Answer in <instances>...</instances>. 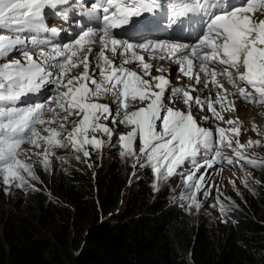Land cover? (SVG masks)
<instances>
[{"label":"snow or ice","instance_id":"obj_1","mask_svg":"<svg viewBox=\"0 0 264 264\" xmlns=\"http://www.w3.org/2000/svg\"><path fill=\"white\" fill-rule=\"evenodd\" d=\"M49 13L81 29L71 43L53 44L50 51L46 35L59 30L49 27ZM186 26L192 27L191 42L148 38L156 31L184 32ZM121 28L125 36L114 32ZM141 52L177 64L195 85L211 84L215 101L193 96L195 86H173L165 75H153L154 64ZM131 64L137 70L125 67ZM76 69L81 70L73 74ZM218 74L234 92L229 94ZM48 85L56 90L48 101L19 106L22 97ZM229 95L264 105V0H0V183L6 188H34L30 181L39 177L32 156L47 170L56 149L71 147L88 158L89 147L100 150L102 137L117 135L122 155L151 167L158 181L178 176L188 189L187 206L199 209L198 194H211L208 169L225 161L264 165L246 152L261 141L242 143L241 127L225 119L224 112L236 110ZM109 98L111 104L101 102ZM177 102L185 109L175 108ZM193 107L211 114L200 121L226 126H202ZM109 119L130 130L114 133L105 123ZM24 144L37 151L22 149ZM225 147L232 156L223 153Z\"/></svg>","mask_w":264,"mask_h":264},{"label":"trees","instance_id":"obj_2","mask_svg":"<svg viewBox=\"0 0 264 264\" xmlns=\"http://www.w3.org/2000/svg\"><path fill=\"white\" fill-rule=\"evenodd\" d=\"M115 168L118 176L99 186L104 215L118 207L125 186L122 166ZM260 176L264 183V168ZM52 181L56 195L79 190L70 177ZM137 200L131 196L116 222L106 223L95 203L90 210L77 199L73 215L35 189L18 211L0 217V264H264V187L251 205L228 209L225 224L188 216L163 192Z\"/></svg>","mask_w":264,"mask_h":264},{"label":"rangeland","instance_id":"obj_3","mask_svg":"<svg viewBox=\"0 0 264 264\" xmlns=\"http://www.w3.org/2000/svg\"><path fill=\"white\" fill-rule=\"evenodd\" d=\"M106 101L107 99L101 100L103 103H106ZM75 119V117L72 118V120ZM105 123H107L116 134L123 133L120 129L126 130V127L122 125H120V129H118L119 123L113 125L111 119ZM71 127L72 124L69 123L68 129H71ZM129 130L130 129H128V131ZM246 132L249 138L253 136L248 130ZM102 138L105 140L103 147L100 150H94L89 147L90 156L88 158L83 157L82 153L73 151L71 147L56 149L55 157L52 158V164L47 170L44 169L36 156H32L29 162H34V170L39 180H31L30 184L38 188H40L41 185L42 190L45 191L55 205H58L64 211L71 212L73 215L77 214V209L79 208V202H76L77 199L79 201L83 200V202H85L84 205L88 206L90 210H95L93 207V203H95L100 210L99 218L106 223L116 222L117 215L121 209L124 208L125 203L128 202L131 196L136 194L138 195L137 203H140L144 202L147 198L154 199L163 192L165 199L172 206L181 207L186 211L188 216L200 219L199 215H201L202 218L204 215L207 220L211 222L216 220L219 224H225L229 221L225 222V213L222 214L220 212L216 197H219L220 202L225 205L226 209L244 208L251 205L252 198L249 195H240L234 192L233 189L239 190L240 187L230 188L227 182L221 178H217V173H215L205 177V180L212 185L211 194L205 198L203 197V193H199L198 200L201 207L199 209L189 208L186 199L188 189L182 179L177 176L158 181L151 167L141 166L140 163L136 162V166L132 167L134 158L121 154L122 149L117 135H113L111 139L106 136ZM135 148L136 152L139 153V139H137ZM256 148L263 153L264 157V141H261V144L256 146ZM25 150H28L30 153L37 151L32 147H28ZM77 156L80 158L77 159ZM59 157H63L64 160L61 161ZM118 166H122L125 186L121 189L118 207L110 210L104 215L100 207L101 198L99 196V186L103 184V181H105L107 177L118 176L117 168H115ZM80 174L82 176L81 179L79 178ZM53 175H56V177H53ZM43 176H47L48 181H44ZM59 177H67V179L70 177L71 181L77 184L79 190L74 196L65 194L56 195L54 193V183L52 179ZM31 188L32 187L27 185L24 188H18L14 185L10 188H6L0 183V217L4 214H8L12 210L18 211L22 200L26 197ZM217 188H219V191H217ZM210 200L213 201L215 209L214 206L210 204ZM258 209L259 204H256L255 208H252V213L257 214L259 211ZM122 212L123 211H121V213ZM92 216L94 217L95 214L93 213Z\"/></svg>","mask_w":264,"mask_h":264},{"label":"clouds","instance_id":"obj_4","mask_svg":"<svg viewBox=\"0 0 264 264\" xmlns=\"http://www.w3.org/2000/svg\"><path fill=\"white\" fill-rule=\"evenodd\" d=\"M48 89H49L48 90L49 93L46 94L47 98L56 95V90L54 86L48 85ZM110 100H111L110 98L107 99L106 103L111 104ZM26 101H28L29 103L28 105L37 103L31 97H28V99L21 98V100L19 101L20 106L21 107L27 106L25 103ZM40 103H43V102H40ZM173 106L177 109H181V110L185 109V105L182 102H177ZM113 107H115V105H113ZM237 108L239 109V111L237 112L238 121L236 122V125L241 127V136L239 137L240 141L242 143H247L249 139L253 141L255 140L264 141V106L260 109L261 114L256 111L257 109H255L253 106H250V105H247V106L240 105ZM242 110H246L247 112H245L243 115L241 112ZM205 114L209 115L207 112L203 113V115ZM230 115L232 116V114ZM195 117L197 118L198 121H200L201 115H198ZM200 122L202 126H205V127H208L210 125L215 126L216 124L221 123V122L215 121L214 119H210L208 122H203V121H200ZM119 126L120 125H118V129H120ZM124 127H126V130L120 129L121 132L123 133L127 132L128 129H130L127 126H124ZM247 130L253 135L252 137L250 138L248 137V133L246 132ZM21 147L22 149L25 150L26 148L31 147V146L28 144H24ZM222 151L226 156L233 155L231 150L226 147L223 148ZM246 152L251 158H254L257 160H264L263 153L260 150L258 151V149L256 148V145H253V147L246 149ZM134 163H135V160H133L132 167ZM241 165H243V167H241ZM263 168H264V165H261L259 167H253L251 165H248L245 161H241L240 163H234L233 165H228L225 161L222 164L216 165L212 169H208V172L209 174L217 173L216 174L217 178H221L225 182H227L230 188L240 187L239 190L233 189L234 192L240 195H249L252 199L258 200L261 197L262 187H264V183L262 182L261 176H260L263 171ZM185 171H187V168H185ZM201 171L203 172L204 169H201ZM245 180H247V184H245ZM233 182L235 183V186H233ZM40 188H38L37 186H34V188L32 187L31 189H29L27 195L29 193H34L35 189H39L41 191L42 190L41 185H40ZM209 202L211 205L214 206L212 200H210ZM214 209H215V206H214ZM227 210L228 209H226V212ZM226 212H225V219H226L225 222H227ZM203 219L207 220L204 217V215H203Z\"/></svg>","mask_w":264,"mask_h":264},{"label":"bare ground","instance_id":"obj_5","mask_svg":"<svg viewBox=\"0 0 264 264\" xmlns=\"http://www.w3.org/2000/svg\"><path fill=\"white\" fill-rule=\"evenodd\" d=\"M46 11H48V10H46ZM47 20H48V22L50 23L51 21H53V17L50 16V15H47ZM110 103H111V100H110ZM241 112H242V114L244 115V113L247 112V111H246V110H242Z\"/></svg>","mask_w":264,"mask_h":264}]
</instances>
